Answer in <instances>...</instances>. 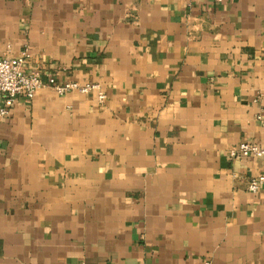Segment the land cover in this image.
<instances>
[{
	"label": "crops",
	"instance_id": "obj_1",
	"mask_svg": "<svg viewBox=\"0 0 264 264\" xmlns=\"http://www.w3.org/2000/svg\"><path fill=\"white\" fill-rule=\"evenodd\" d=\"M50 86L0 117V264H264V0H0V57ZM1 105V96H0Z\"/></svg>",
	"mask_w": 264,
	"mask_h": 264
},
{
	"label": "built area",
	"instance_id": "obj_2",
	"mask_svg": "<svg viewBox=\"0 0 264 264\" xmlns=\"http://www.w3.org/2000/svg\"><path fill=\"white\" fill-rule=\"evenodd\" d=\"M29 57L30 51L27 46L18 57H0V117L9 115L17 98L31 99L44 86L52 87L58 95L73 91L81 94L96 93L98 101L104 102L106 94L98 83L81 84L72 80L59 82L52 74L47 75L44 80L37 72H26L24 66ZM257 120L264 127V116L257 115ZM230 155L264 158V144L240 142L230 151ZM263 186L264 175H257L249 179L247 189L251 193H257ZM202 264H211V261L206 259Z\"/></svg>",
	"mask_w": 264,
	"mask_h": 264
}]
</instances>
